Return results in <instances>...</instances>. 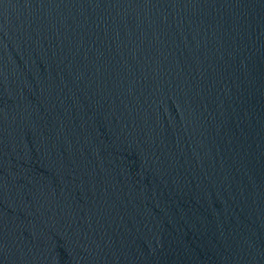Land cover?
Segmentation results:
<instances>
[{"label": "water", "instance_id": "water-1", "mask_svg": "<svg viewBox=\"0 0 264 264\" xmlns=\"http://www.w3.org/2000/svg\"><path fill=\"white\" fill-rule=\"evenodd\" d=\"M0 264H264V0H0Z\"/></svg>", "mask_w": 264, "mask_h": 264}]
</instances>
